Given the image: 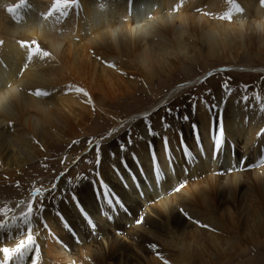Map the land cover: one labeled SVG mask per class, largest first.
<instances>
[{"label": "bare ground", "instance_id": "1", "mask_svg": "<svg viewBox=\"0 0 264 264\" xmlns=\"http://www.w3.org/2000/svg\"><path fill=\"white\" fill-rule=\"evenodd\" d=\"M20 2L0 0V171H20L43 153L74 141L89 127L92 112L109 117L110 102L130 95L129 88H135L132 81V87L124 83L127 79L121 69L124 66L139 70L142 80L151 83L159 74L170 73L178 59L190 56L194 60L196 54L192 51L199 44L211 57L237 55L245 47L264 46L261 0H233L242 11L233 12L230 20L220 18L232 10L228 0H133L131 15L129 0H79L80 7L69 9L68 17L61 22L55 15L44 18L53 0H25L16 14L8 12L9 7ZM193 8L199 10V16L189 14ZM189 16L197 18L198 24H188ZM245 28L249 30L248 37ZM20 41H35L51 55L43 60L34 56L29 63L28 49L21 47ZM109 64L114 67H108ZM69 85L84 89L88 97L69 90ZM37 89L50 95L37 97L33 95ZM178 91L179 87L171 90L162 101L169 100ZM217 96L215 92L212 98ZM245 97H233L226 103L231 113L230 119L223 122V132L229 143L215 158L207 134L210 128L204 124L205 121L210 124L206 105L199 106L197 115L190 116V124L200 122L201 126V145L197 146L196 135L190 141H181L184 135L178 114L172 112L173 121L169 124L162 114H151L149 119L155 134L151 136V144L161 161L157 165L161 169L158 183L154 182L152 151L146 140L134 142L122 151L118 145L108 146L101 153L99 173L103 177L100 179L108 183L105 190L121 200L119 206L106 204L105 199L96 203L93 194L97 191L80 184L74 187L75 194L79 199L84 194L100 210L75 207L71 189L62 184L64 180L59 181L57 192L50 194L55 201L53 205L47 203V196L45 211L34 218L40 264H220L240 256L245 244H256L257 238L261 239L256 234L264 235V166L252 178L246 171L249 166L246 155L264 150V134L258 135L264 129L260 124L264 111L260 104L249 102ZM187 112L182 113L187 115ZM137 119L138 128L143 129L142 136L149 138L143 119L140 115ZM245 123H249L248 129ZM190 129L191 126L187 127ZM165 138L168 148L175 149L180 157L171 159L168 149L165 150ZM192 153L197 155L196 163L189 156ZM123 157L127 162L121 166ZM179 160L189 168L181 166ZM137 162L144 166L143 176L151 179V185L144 179L140 184L142 195L137 192L139 180L133 179L139 173ZM117 172L127 178H113ZM116 180L118 184L114 187ZM179 185L183 187L176 191ZM26 190L19 188L16 192L0 186V202L13 210L7 219L19 216L26 209L32 198L31 190ZM105 190L97 192L100 198ZM138 207L143 211H137ZM73 210L82 219L84 233L93 228L88 224L94 219L95 230L88 235L79 234L83 238L80 245L74 244V234L64 229L68 223L74 230L73 223L67 220V215L75 214ZM58 213L64 217L59 218ZM85 216L91 218V223L85 222ZM193 221L207 227H199ZM42 223L49 224L48 233H55L56 237L43 231L47 240H41L38 232ZM121 224L127 227L125 238L117 234ZM1 232L11 235L8 244L1 247H11L12 238H17L19 231L11 228ZM93 232L106 241L105 249ZM151 245L156 246L155 251ZM31 255L12 264H30Z\"/></svg>", "mask_w": 264, "mask_h": 264}, {"label": "rangeland", "instance_id": "2", "mask_svg": "<svg viewBox=\"0 0 264 264\" xmlns=\"http://www.w3.org/2000/svg\"><path fill=\"white\" fill-rule=\"evenodd\" d=\"M198 12L199 10H197V8H193L192 12L189 14H197V16H199ZM171 15L174 18V12H172ZM189 17L188 24H191V22H194L196 25L198 24L197 18L193 19L191 16ZM247 21L249 23H253V21ZM245 29L247 33L246 37H248L249 30H247V28ZM188 31L190 30L188 29ZM194 45L197 47L196 44ZM263 47V45L259 47L257 46L256 48L245 47V50L238 53L237 55L232 53L223 57H211L206 53L201 44H199L198 49L192 51L196 54V58L194 60L190 59V56L178 59L177 66L170 73L159 74L153 79L151 83H146L142 80L141 75H138L140 74L139 70H135L133 68L131 69L128 66L122 67L121 69L124 70L123 77L126 76L127 78L124 79V83H129V87H132V84L130 83L132 81L135 83V88H129L128 92L131 93L130 95L128 94L123 98H118L110 102L111 104L107 107L109 117L105 116L104 114L97 115L95 112H92L90 122L88 123L89 127H87L83 133H79L78 138L74 140L78 141L79 143L74 144L72 141L58 145L59 147L57 146L53 148L49 153H43L42 157L35 159V162L32 161L30 164H25L20 171H0V186L4 185L8 188H13V190H16V192H19V188H22V190L30 189L31 192L34 187H39L42 190L50 189L51 185L57 182V177L60 176V173H65V176L60 177L59 181L61 182L64 180V183L62 184L71 189L70 195L73 199V205H75V207L79 205L80 207H84V209H94L97 207V210H100L98 204L96 203L97 201H104L105 198L102 196L103 193H101L102 198H100L97 192L99 193V190H105L108 183H105V180L100 179V177H103V175L99 173L101 172L102 168L97 166L95 163V151H88L89 140L100 145L101 153L107 150L108 146H112L114 148L118 145V148H120V151H122L121 145L124 146V150L129 148L130 144L134 142L145 140L149 149L153 152V147L151 144V141L153 140L151 139V136H154L155 134L152 132L149 138L143 137V129L138 128L140 121H138V119L136 120V117L137 115H140V119H143V123L146 127H148L144 121V117L147 116L152 127L154 124L151 122V119H149L151 114L156 112L157 114H162L164 121L169 124V122L173 121L171 115L173 112V114H178L177 119H180V131L184 135V138L180 137L181 141L184 139L190 141L191 137L196 135L198 139H195L194 143H196V146L201 145L199 139L202 136L200 122H198L197 125L190 124V116L191 114L197 115L196 112H199V106L206 105L205 112H208L209 114L210 124H208L206 121L204 124L210 128L207 134L210 135L209 140L213 147V131L215 130L216 125L220 122V118H222V122L228 121L230 119L229 117L231 112L227 109L226 104L228 99L233 97L238 99L241 96H246L249 102H256L257 104H260L261 107L264 106ZM137 71H139V73ZM196 80L198 81L196 82ZM225 82H227L229 89L231 90L230 94H226L224 88L222 87ZM7 86L9 87V85ZM178 87L179 91L175 95L165 102L162 101L167 93ZM215 92H218V96L217 98L213 97V99L212 95ZM218 100L221 101L216 104L215 102ZM243 105L248 107L246 104ZM153 107H155V110ZM148 110L151 112L145 113ZM184 110H188L187 115L182 113ZM225 111H227V113ZM222 112H224V116L222 115ZM198 120H196V123ZM260 124L264 128V117ZM248 125L249 123H245V129L249 128ZM189 126H191V129L187 130V127ZM117 127H119L118 130L113 132V130ZM166 129H169L168 125H166ZM129 133H131V143H129V146L126 147L125 144L128 142ZM119 140H122L126 143H119ZM228 143L229 142L226 141L224 137V144L221 153H223ZM168 154L171 159L175 156H181L180 153H178L173 148H168ZM169 156L168 160H170ZM189 156L194 159V163L197 162L196 154L192 153L189 154ZM261 159L262 161L264 160V150H259L257 152L252 151L249 156L246 155V161L249 162V166L247 167L246 171L251 174L252 178L254 172L264 166V164L261 163ZM89 161H91V163H89ZM121 161V166L125 165L127 162L125 157H123ZM159 163H161V161H159ZM179 164L185 168H189L188 164L184 163L182 160H179ZM137 166L139 173H136L134 176L135 179H138L140 184L143 183V179L146 184H150L151 179L147 177L145 178L142 174L144 166L140 162H137ZM113 168L114 171H116L115 167ZM159 174L161 175V169H159ZM215 175L218 174L215 173ZM115 177L127 178L126 176L121 175L120 172L115 173L113 178ZM69 181H71V183H69ZM114 183L115 184H112V186L116 187L118 180H116ZM80 184L90 187L92 191H97L96 194H93L96 203L84 194L79 199L78 195L75 194L74 187L79 186ZM113 192V194L116 193L115 195L117 196V192ZM50 194L51 193L46 194L49 196L47 203L49 204L50 202V204L52 203L53 205L55 201L52 197H50ZM79 194L82 195V193ZM84 198L86 201H83ZM105 201H107V199H105ZM87 202V205H83ZM0 204V208L7 206V204H2L1 202ZM133 207H130L129 210L133 211V213H136V209ZM137 211H143V209L138 207ZM66 213L68 214V212ZM61 215L64 214L58 213L59 218ZM67 217V220L73 223L74 230L70 228L68 223L67 227L64 229L68 231V233L74 234V244L76 243V245H80L83 241V238L79 234L88 235L89 231L95 230V226L84 233L80 224L82 219L78 217L76 212L74 215H67ZM93 223L94 219L92 218V223L88 224V226L92 227ZM49 228V224H41V230H39V232L37 231L38 235L41 237V240L45 241V238L47 240V237L43 236L42 234L43 231L45 235L47 234L51 237H56L55 233L51 235L48 233ZM251 228H253L252 225ZM126 229L127 227L125 224L119 225L117 234L120 238H125L127 236ZM1 233L0 247L7 245L10 241L8 238H11V235H7V232ZM94 234H96V232H93V235ZM96 235L98 236V243L105 249L106 241L100 235H98V233ZM256 235L261 237V239L257 238L258 242L256 244H245V249L240 256L223 260V262L220 264H264V235H261L260 233H257ZM20 238V233H18L17 238H12L11 247H14ZM118 246L120 248V245Z\"/></svg>", "mask_w": 264, "mask_h": 264}, {"label": "snow or ice", "instance_id": "3", "mask_svg": "<svg viewBox=\"0 0 264 264\" xmlns=\"http://www.w3.org/2000/svg\"><path fill=\"white\" fill-rule=\"evenodd\" d=\"M25 0H21L19 4H17L15 7H9L8 12L16 14L17 10L23 6ZM230 4H232V10L229 11L225 16L220 17L221 19H228L230 20L233 12L239 13L242 11V9L236 5L233 0H228ZM133 0H129V14L131 15V6H132ZM261 3L264 4V0H261ZM79 0H53V3L47 13L44 15L45 19H48L49 17L56 16V19L58 22H61L62 19H66L69 15V9L79 8ZM2 43V42H0ZM20 46L23 48L28 49V56H27V62H31L34 56H39L40 59H44L46 57H49L51 54L47 51H44L41 49V47L35 42H27V41H20ZM108 67L112 68L114 65H107ZM24 67H27V63L24 65ZM226 92V94H230V89L225 82V84L222 86ZM69 90L74 89L76 93L83 94L85 97H88V93L77 86L69 85ZM67 94V93H66ZM33 95L37 97H47L50 95L49 92L37 89ZM245 100L248 98L245 97ZM90 102V101H89ZM218 107V106H213ZM261 111H264V106L261 107ZM186 119V117H185ZM144 121L146 125L148 126V132L149 135L152 134V127L150 124V121L148 120V117H144ZM264 134V129H261V133H258V135ZM111 135V133H110ZM74 144L79 143L78 141H73ZM89 149L88 151H95L96 153V160L95 163L97 166L101 163V148L98 143H94L93 141L89 140ZM128 143H131V133L128 134ZM168 141L165 138L164 139V145L165 150L168 149ZM224 144V132H223V122L222 118H220V122L216 125L215 133L213 135V155L214 158L219 155V153L223 149ZM123 145H121V149L123 150ZM188 153H186L187 157ZM152 162H153V178L154 182L158 183L161 179L159 174V169L157 168V165L159 163L158 156L155 154V151L153 149L152 152ZM91 163V161H89ZM65 173H60V176L57 177V182L53 183L51 185L50 189H44L42 190L39 187H34L31 192V200L27 203L26 209L22 211L19 216H11L10 221L7 219L8 214L12 212L13 210L8 207L0 208V217H6V219H0V231L4 229H11L15 228L19 231L21 238L18 240V242L15 244L14 247H0V254H2L3 259L0 260V264H12V262L15 261H24L26 256H28L29 253H32L30 258V264H40V255L41 251L39 246L36 242V233L34 232V218H38L39 216H42L43 212L45 211V203L44 201L47 199V193L55 194L58 189V184L60 177H64ZM135 180V177L133 178ZM71 183V181H69ZM136 187L138 194L142 195L143 193L139 191L141 188V185L139 181H136ZM183 187V185H179L176 188V191H179L180 188ZM103 198L107 199L108 204H115L117 206L121 205V200L118 197H113L112 193L107 192L106 190L102 194ZM75 199V198H74ZM23 203V201H21ZM19 205H17L18 207ZM140 221H138L139 223ZM91 223V221H89ZM193 223H196L199 227H207V225H202L198 221H193ZM94 227V225H93ZM59 242V241H58ZM153 251H155L156 246L151 245L150 246ZM167 264V262H165Z\"/></svg>", "mask_w": 264, "mask_h": 264}]
</instances>
